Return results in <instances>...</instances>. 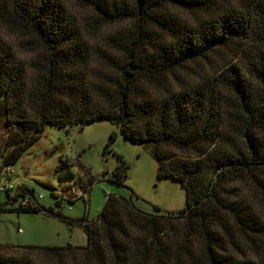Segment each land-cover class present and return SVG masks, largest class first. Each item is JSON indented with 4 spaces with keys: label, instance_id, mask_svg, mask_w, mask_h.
Masks as SVG:
<instances>
[{
    "label": "trees",
    "instance_id": "1",
    "mask_svg": "<svg viewBox=\"0 0 264 264\" xmlns=\"http://www.w3.org/2000/svg\"><path fill=\"white\" fill-rule=\"evenodd\" d=\"M101 119L149 149L160 178L183 183L187 207L147 212L111 193L83 223L80 257L72 245L27 247L56 252L60 264H260L248 254L264 244V219L228 184L264 189V0H0L1 168L49 125ZM119 158L112 177L124 185L129 165ZM0 193V212L73 221L26 182ZM0 264L40 263L0 251Z\"/></svg>",
    "mask_w": 264,
    "mask_h": 264
},
{
    "label": "rangeland",
    "instance_id": "2",
    "mask_svg": "<svg viewBox=\"0 0 264 264\" xmlns=\"http://www.w3.org/2000/svg\"><path fill=\"white\" fill-rule=\"evenodd\" d=\"M79 16L81 21L83 16ZM5 33L8 39L17 41L15 35ZM102 37L98 34L92 40L101 42ZM4 141V125L0 123V168L3 166L2 152L6 149ZM119 156L129 165L124 185L114 182L112 177L121 163ZM69 172L74 174L73 181L60 179ZM5 173L3 168L0 182L5 178H20L35 189L37 196L44 193V197L39 198L41 204L59 208L66 217L73 219L71 222L62 220L43 210L34 213L12 209L0 212V251L8 255H27L40 264H60V261L56 252H44L26 245H72L73 252L80 257L83 253L80 246L88 244L83 223L98 217L111 193L131 196L135 205L147 212L171 214L187 207V191L183 183L171 177L160 178L159 162L151 151L125 137L120 128L107 119L68 127L49 125L14 165V172ZM91 177L94 180L90 184ZM54 191L63 199L62 206L57 207L58 198L53 195ZM228 194L254 203L264 219L263 188L242 178L228 184ZM0 198L5 201L6 194L0 193ZM250 251L248 257L263 264L264 244L251 247ZM62 252L68 256L66 250ZM67 259L71 264L82 263L79 258L74 261L73 256Z\"/></svg>",
    "mask_w": 264,
    "mask_h": 264
},
{
    "label": "built area",
    "instance_id": "3",
    "mask_svg": "<svg viewBox=\"0 0 264 264\" xmlns=\"http://www.w3.org/2000/svg\"><path fill=\"white\" fill-rule=\"evenodd\" d=\"M8 172H14V167L10 166L6 168V173ZM22 181L20 180V178L17 179H9V178H5L4 180H2L0 182V192H4L7 190H13V191H17L21 185ZM44 197V193H40L39 194V198ZM28 199H22V203L23 204H27Z\"/></svg>",
    "mask_w": 264,
    "mask_h": 264
},
{
    "label": "water",
    "instance_id": "4",
    "mask_svg": "<svg viewBox=\"0 0 264 264\" xmlns=\"http://www.w3.org/2000/svg\"><path fill=\"white\" fill-rule=\"evenodd\" d=\"M1 172H2V168H0V178H1ZM130 198H131V196H130Z\"/></svg>",
    "mask_w": 264,
    "mask_h": 264
}]
</instances>
